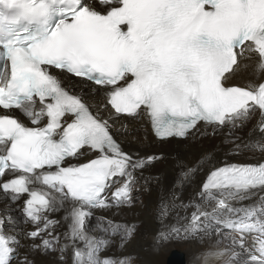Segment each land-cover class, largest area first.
I'll return each mask as SVG.
<instances>
[{"label":"snow or ice","instance_id":"obj_1","mask_svg":"<svg viewBox=\"0 0 264 264\" xmlns=\"http://www.w3.org/2000/svg\"><path fill=\"white\" fill-rule=\"evenodd\" d=\"M249 68L254 79L231 83ZM113 118L146 121L161 142L201 123L251 124L229 154L259 159H226L187 201L161 199L148 246L183 240L201 264H264V0H0V264L53 253L57 264H133L102 253L117 238L123 253L138 225L95 213L130 206L137 173L163 157L125 152Z\"/></svg>","mask_w":264,"mask_h":264},{"label":"bare ground","instance_id":"obj_2","mask_svg":"<svg viewBox=\"0 0 264 264\" xmlns=\"http://www.w3.org/2000/svg\"><path fill=\"white\" fill-rule=\"evenodd\" d=\"M55 73L61 76L76 93L83 95L94 106L103 101L102 93L95 91L93 85L59 71ZM251 79L254 77L252 69L249 68L247 71L238 74L231 83L243 85ZM101 115L108 119L109 111L102 109ZM109 123L114 129L115 138L121 143L125 152L138 154L140 157L155 155L163 158L147 165L142 173H137V184L141 186L148 200L145 205L149 209L148 212L145 213L143 208L131 205L119 209L118 212L116 209L96 211V217L105 216L124 223L137 222L139 224L135 239L125 246L123 253L116 246L119 242L117 238L108 252L102 253V255H131L136 258L133 261L136 264H166L170 253L177 251L184 257V264H201L200 260L195 259L199 246L192 242L179 243L178 240L169 241L168 244L164 242L160 245L158 252L149 248L152 235L160 228V224L154 218L153 210L161 199L170 198L173 193L184 201L193 197L208 171L213 166H220L226 159L228 162H256L259 156L243 153L239 156L229 154L233 148L231 141L237 137L240 140L246 139L251 135L252 125L247 124L230 130L227 127L213 129L201 123L195 130L191 131L187 138L174 137L166 142H161L153 135L151 127L146 121L129 122L123 118H113L109 120ZM76 162L73 161V163ZM188 168L192 169L193 174L190 180H184L182 172ZM107 195L110 197L111 192ZM7 205V201L0 199V210L5 209ZM12 207L14 209L15 205ZM11 214L17 215L14 211ZM62 214H57V217ZM23 227L25 230L28 228L27 225ZM58 230L62 231V229ZM214 239L215 236H213ZM207 243L210 241H206ZM55 256L56 253L49 256L37 255V264H57Z\"/></svg>","mask_w":264,"mask_h":264},{"label":"rangeland","instance_id":"obj_3","mask_svg":"<svg viewBox=\"0 0 264 264\" xmlns=\"http://www.w3.org/2000/svg\"><path fill=\"white\" fill-rule=\"evenodd\" d=\"M138 186V187H137ZM108 194V193H107ZM133 203L131 204V206H134V207H139V208H143L145 210V213L148 212V207L145 206L146 203H147V198H146V195L145 193L142 191V188L140 185L136 184L135 187H134V191H133ZM139 205V206H138ZM147 207V208H146ZM95 220H93L94 222ZM135 224L138 225L139 227V224L137 222H135ZM170 241H173V240H170ZM179 243H183L185 241L183 240H178ZM169 241L166 242V244H168ZM133 264H136L135 262H133Z\"/></svg>","mask_w":264,"mask_h":264},{"label":"water","instance_id":"obj_4","mask_svg":"<svg viewBox=\"0 0 264 264\" xmlns=\"http://www.w3.org/2000/svg\"><path fill=\"white\" fill-rule=\"evenodd\" d=\"M166 264H184V257L177 251H172L167 257Z\"/></svg>","mask_w":264,"mask_h":264}]
</instances>
